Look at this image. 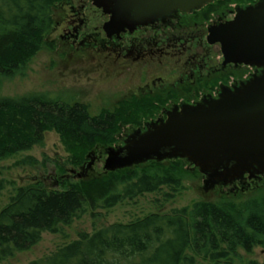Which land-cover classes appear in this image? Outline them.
Returning a JSON list of instances; mask_svg holds the SVG:
<instances>
[{"label": "trees", "instance_id": "16d2710c", "mask_svg": "<svg viewBox=\"0 0 264 264\" xmlns=\"http://www.w3.org/2000/svg\"><path fill=\"white\" fill-rule=\"evenodd\" d=\"M62 0H0V80L24 74L46 45L53 11ZM252 4L258 0H226ZM215 2L210 12L217 10ZM164 102L161 95L131 98L113 111L91 116L86 105L68 104L45 94L0 98V160L32 150L56 132L74 167L85 166L98 147L117 143L122 127H140ZM25 162L38 164L35 159ZM61 173L65 174L61 167ZM192 176L182 159L150 161L95 178L59 179L61 189L42 180L17 189L0 211V261L31 250L45 233L57 234L87 211L110 210L148 194L164 202L184 190ZM8 182L0 180V196ZM264 247V191L237 203L197 202L191 207L155 212L128 224L79 234L74 242L30 264H234L240 251ZM247 264H264L249 261Z\"/></svg>", "mask_w": 264, "mask_h": 264}, {"label": "rangeland", "instance_id": "374dc122", "mask_svg": "<svg viewBox=\"0 0 264 264\" xmlns=\"http://www.w3.org/2000/svg\"><path fill=\"white\" fill-rule=\"evenodd\" d=\"M80 1L82 0H63L55 5L54 22L45 38L46 45L29 63L24 74L10 80H0V98H17L34 93L45 94L52 99H58L68 104L86 105L89 113L94 117L99 116L104 110L113 111L121 102L131 98L161 95L164 103L160 107L158 106L159 110L155 112L154 116L144 119L140 127H122L116 136L117 143L109 147H98L92 152L87 162L94 158L99 161L88 172L86 177L88 179L103 174V163L109 148L124 146L130 135L139 129L145 131L149 124L166 118V111L181 107L182 101L185 100L187 102L200 101L202 94L206 92L198 91L196 97H185L180 93L174 95L172 90L166 91L165 89L172 84H177L176 81L180 74L176 73V75L170 67L162 68L158 65L143 63H120L118 60H114L116 57L109 59L89 48L84 50H82L83 48L80 50L72 48L69 41L62 39V36L64 37L63 23L71 13L70 8ZM260 1L258 0L257 3ZM236 5L243 4L226 1L219 6L216 5L217 10L214 12L229 13ZM57 25H59L58 28ZM218 50L219 52H217V48H214L213 54L222 57L221 50ZM244 75L245 73L236 72L238 79H247L248 76L244 77ZM219 93H222V89L219 90ZM69 157L59 135L53 131L45 134L43 145L19 153L10 159L0 160V180L8 182L6 190L0 196V211L15 196L18 188L27 186L34 180H42L48 188L61 189L59 179L71 175V171L81 172L83 169V166H72ZM28 158L35 159L38 164L31 165L25 162ZM186 162L192 176L190 175L184 181V190L172 201L164 202L161 195L148 194L132 201H125L110 210L100 209L95 213L87 211L70 226L63 227L59 233H45L41 242L31 250L0 261V264H30L74 242L78 239L79 234H92L96 230L113 224H128L155 212L167 213L171 210L191 207L202 201L217 203L223 199H229L241 203L255 196L261 190L264 191V180L261 181L259 188L249 189L238 194L231 192L230 185L207 186L206 178L199 169L188 161ZM61 167L65 174L61 173ZM70 180L78 179L70 178ZM253 260L259 263L264 262V247L256 248L252 254L241 250L240 259H236L234 264H247ZM197 264L213 263L199 260Z\"/></svg>", "mask_w": 264, "mask_h": 264}, {"label": "water", "instance_id": "95a60500", "mask_svg": "<svg viewBox=\"0 0 264 264\" xmlns=\"http://www.w3.org/2000/svg\"><path fill=\"white\" fill-rule=\"evenodd\" d=\"M223 0H93L109 16L105 29L119 34L191 13ZM208 42L219 44L224 65L264 67V0L239 9L234 19L210 29ZM182 159L199 169L207 186L231 185L246 176H264V72L218 99L186 105L130 135L124 146L109 148L103 172L111 173L150 161ZM98 159L65 178L85 179ZM36 181V180H34ZM58 185V182H57Z\"/></svg>", "mask_w": 264, "mask_h": 264}, {"label": "flooded vegetation", "instance_id": "af4514ba", "mask_svg": "<svg viewBox=\"0 0 264 264\" xmlns=\"http://www.w3.org/2000/svg\"><path fill=\"white\" fill-rule=\"evenodd\" d=\"M256 3L236 5L229 13L210 12L214 7L211 4L191 13L178 12L149 25L111 34L105 29L110 21L109 16L96 8L93 0H82L70 8L71 13L63 23L62 39L69 41L74 49L89 48L109 59L116 57L114 60L120 63L170 67L180 76L177 78V84H172L165 90H172L174 95L180 93L185 97H196L198 91L206 92L202 94L200 101L185 100L182 101L181 107L197 105L218 99L221 95L220 89H233L239 83L264 72V67L224 65L223 55L221 57L213 54L214 48L219 52L221 46L208 42L210 29L234 19L239 9L254 6ZM236 72L245 73L244 77L248 78L238 79ZM167 112L169 111L165 114ZM263 180L264 177L250 179L246 176L230 185L229 189L234 194L244 193L249 189L259 188Z\"/></svg>", "mask_w": 264, "mask_h": 264}]
</instances>
